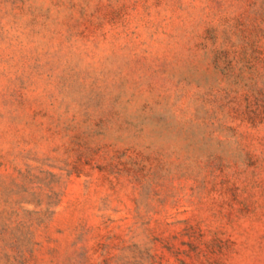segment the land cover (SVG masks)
<instances>
[{"label": "rangeland", "instance_id": "374dc122", "mask_svg": "<svg viewBox=\"0 0 264 264\" xmlns=\"http://www.w3.org/2000/svg\"><path fill=\"white\" fill-rule=\"evenodd\" d=\"M0 264H264V0H0Z\"/></svg>", "mask_w": 264, "mask_h": 264}]
</instances>
